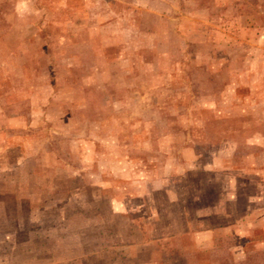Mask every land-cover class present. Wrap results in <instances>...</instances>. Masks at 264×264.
I'll return each instance as SVG.
<instances>
[{
    "label": "rangeland",
    "instance_id": "374dc122",
    "mask_svg": "<svg viewBox=\"0 0 264 264\" xmlns=\"http://www.w3.org/2000/svg\"><path fill=\"white\" fill-rule=\"evenodd\" d=\"M0 264H264V0H0Z\"/></svg>",
    "mask_w": 264,
    "mask_h": 264
},
{
    "label": "crops",
    "instance_id": "0c3cea01",
    "mask_svg": "<svg viewBox=\"0 0 264 264\" xmlns=\"http://www.w3.org/2000/svg\"><path fill=\"white\" fill-rule=\"evenodd\" d=\"M112 250H114L117 246H110Z\"/></svg>",
    "mask_w": 264,
    "mask_h": 264
}]
</instances>
